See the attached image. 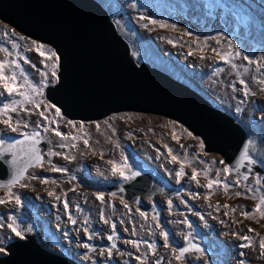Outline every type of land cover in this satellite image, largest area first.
<instances>
[{
    "label": "rangeland",
    "instance_id": "374dc122",
    "mask_svg": "<svg viewBox=\"0 0 264 264\" xmlns=\"http://www.w3.org/2000/svg\"><path fill=\"white\" fill-rule=\"evenodd\" d=\"M95 1L107 11L119 35L129 44L137 64L146 63L197 91L244 129L250 141V154L262 173L253 175L243 184H236L237 179L223 171L227 165L221 157L204 153L199 138L189 135L176 122L163 118L125 113L98 122L80 123L56 116V108L44 99V91L57 82V60L40 56L37 47L43 45L0 23V62L5 64L7 76L16 74L17 84L21 85L19 90L25 94L9 96L0 85V109L15 101L22 102L15 111L9 109L7 113H0V139L5 135L38 130L51 142V152L59 153L48 155L43 166L30 169L27 179L11 187L21 203L9 199L7 189H0V198L6 201L0 204V223L3 224L0 227V257L6 255V245L25 239L17 237L8 227L14 220L24 236L35 233L36 242L43 249L63 257L73 256L83 264H156L161 254L149 249L154 236L142 241L141 235L130 232L132 240L122 242L124 253L111 257L105 252L83 255L82 244L78 246V242L60 236L63 228L86 232L87 239L91 232L99 234L98 229L103 232V238L111 233L113 224L105 222L110 212L106 213L107 208L100 207L102 202L97 199L99 194L106 200L107 193L98 181L124 182L126 179L120 175L121 171L127 176L131 164L147 163L183 189V193L171 201L176 209L162 212L171 228L167 233L168 243L190 242L202 246V252L191 251L177 264H240L241 260L245 264H264L259 249V237H264V216H261L264 206L252 212L259 200L251 198L264 195V67L250 64L236 57L234 52L239 49L242 55L255 61L264 58V0ZM41 50L46 56L53 51L47 46ZM227 53H232V57ZM221 55L231 59V63H225ZM193 57L204 58V61ZM25 59L30 62L25 63ZM21 71L23 76L19 75ZM25 77L43 94L24 87ZM245 86L250 93L247 96ZM41 111L47 119L39 115ZM29 113L34 115L33 119L28 117ZM6 119L11 120V127L3 123ZM37 122L49 129H58L65 138L61 139L52 131L45 132L43 127L36 129ZM24 123L28 124L27 128ZM12 128L19 131L14 132ZM61 144L64 147H60ZM115 146L118 150L114 156L111 150ZM52 166L64 171H51ZM194 169L195 180L191 178ZM178 171L182 172L180 177L176 175ZM257 178L261 181L259 185L255 183ZM41 180L47 182L41 183ZM209 180L221 183H213L209 188ZM225 183L230 185L227 191ZM76 192L84 194L74 196ZM236 192L244 195L236 196ZM157 200L169 207L167 199L158 197ZM208 202H214L217 208L209 209ZM52 205L58 206L57 212ZM127 208L132 207L128 205ZM242 212L251 215L246 218ZM235 220L242 225L241 232L230 231ZM249 228L254 232H249ZM244 235L252 237V244L257 246L240 247L247 243L240 239ZM159 236L161 241L165 240L161 233ZM165 248L166 262L163 264H175L174 251ZM206 251L214 257L206 260V255L210 254Z\"/></svg>",
    "mask_w": 264,
    "mask_h": 264
},
{
    "label": "water",
    "instance_id": "95a60500",
    "mask_svg": "<svg viewBox=\"0 0 264 264\" xmlns=\"http://www.w3.org/2000/svg\"><path fill=\"white\" fill-rule=\"evenodd\" d=\"M0 23L56 53L57 82L45 89L44 99L61 110L63 119L92 123L125 113L163 118L199 138L204 153L221 157L240 184L262 172L250 154V141L244 129L197 91L146 63L137 64L129 44L97 1L0 0ZM0 140L4 141L3 149L17 145L8 151L0 149V184H6L28 164V142L24 141V135L14 134ZM245 145L254 161L251 165L240 161ZM22 147L25 151L20 150ZM36 147L44 159L51 149L42 134ZM32 168L27 167L19 183ZM129 169L140 174L106 190L108 195L131 204L140 212L156 218L157 208L148 206L143 199L162 196L172 201L183 193L181 187L147 163H134ZM245 175L247 180L241 178ZM107 201L103 199L100 207L104 208ZM24 237L23 241L5 246L6 255L0 257V264H79L72 258L43 249L36 242L35 233ZM90 246L91 249L111 248L105 241ZM192 246L179 244L173 248L177 252L180 248L194 252ZM25 251L29 256L23 255ZM17 253H21L20 257Z\"/></svg>",
    "mask_w": 264,
    "mask_h": 264
},
{
    "label": "snow or ice",
    "instance_id": "6c2138e0",
    "mask_svg": "<svg viewBox=\"0 0 264 264\" xmlns=\"http://www.w3.org/2000/svg\"><path fill=\"white\" fill-rule=\"evenodd\" d=\"M42 48H43V46H38L37 47V51H38V53H39L40 56L45 57L46 59H55V60H58V58L56 56V53L54 51H49V53L46 56L45 52L41 50ZM234 52H235V56L236 57H242V59L248 61L250 64L251 63H258V65L260 67H264V58H261L260 61H255V60L250 59L249 56H247V55H242V53L240 52L239 49H234ZM189 54H191V53H189ZM218 55H219V53H218ZM226 55L228 57H232L233 54L232 53H227ZM220 58L222 60H224L225 63H231V59H225V56L224 55H221ZM29 62H30L29 60L25 59V63H29ZM41 62L43 63L44 61L42 60ZM12 63L15 64L16 68H19V65L16 64L15 61H12ZM232 67L235 68L236 65L235 64H232ZM19 75L20 76H23L24 75L23 74V71H21L19 73ZM52 75L53 76L56 75L55 71H53ZM42 76H43V74H42ZM241 83L243 84L244 81H241ZM262 83H264V81H262ZM0 85L3 86L4 90L8 93L9 96H12L13 94L20 95V96H24L25 95L24 92H22V91L19 90L20 87H21V85H18L17 84L16 74L13 73L11 77H9V76H7L5 74V64L3 62H0ZM12 85H15V86H12ZM23 86L31 89L34 92H37L40 95L43 94L42 93V90L39 89V88L34 87L27 80L26 77L24 78V84H23ZM233 90H235V89H233ZM244 92H245V96H247V95L250 94L247 86H245ZM25 100L27 101V97H25ZM29 102L34 103V101H29ZM43 103H45L46 107H50V106H48L46 104V102H43ZM36 107H39V105H36ZM8 110H9V106L8 105H5L3 109H0V113H7ZM11 110L12 111H15L16 109L15 108H12ZM39 115L41 117H44L45 119H47V117L44 116V112L43 111H41L39 113ZM60 115H61V110L59 108H57L56 109V116L59 117ZM3 123L6 124V125H8L9 127H11V120L10 119L4 120ZM18 123H20V122H18ZM52 123H55V121H53ZM23 126L25 128H27L28 127V124L27 123H24ZM41 127H43V130L45 132L52 131V132H54V134L56 136L61 137V139H64L65 138L64 137V134H62L58 129H49L47 126H43V125H41L40 122H37L36 123V129H40ZM97 127H99V126H97ZM11 130L14 131V132L19 131L18 128H12ZM23 135H24V141L25 142H28V148H27L28 164L25 166L24 169L20 170L17 173V175H15L13 177L12 180H10L9 182H7L6 184H0V187L7 189V195L9 197V199H13L14 198L17 204L21 203V200H20V197L19 196H16L14 193L11 192L12 185L19 183V181L24 178V172L27 170V167H29V166H32V167H35V166H43V163H44V157L41 154L40 149H38L36 147V145L40 143V139H41V133H40V131L33 130L31 133H24ZM189 135H191V134L189 133ZM20 143L21 142H17V144H20ZM84 143L87 144V140H85ZM3 145H4V141L3 140H0V149H2L3 151H8V150H11L12 148L17 147V145L14 144V145H9V147L7 149H3ZM60 147H64V145L61 144ZM20 150L21 151H25V149L23 147ZM49 155H59V153L51 152V150H49ZM65 158L67 159V157H65ZM173 160H176V157L175 156H173ZM240 161H247L249 165H251L252 163H254L253 159L248 155V145H245L244 151H243V153H242V155L240 157ZM49 163H50V161H49ZM221 163H223V161H221ZM50 170L51 171H54V172L64 171L63 169L58 168L56 166H52ZM113 170L114 171L117 170L115 164H113ZM230 170L231 169L229 167H227V166L223 169V171H225V172H229ZM249 171H251V168H249ZM129 172H130V175H128V176H125L124 175V172H122V171L120 172V175L122 177H124V179H132L135 176H138L140 174L139 172H132L131 169H129ZM181 174H182L181 171H178L176 173L177 177H180ZM32 178L35 179L36 177H32ZM191 178L193 180L196 179V170L195 169L193 170V175H192ZM241 178L244 179V180H247L248 179V176L245 175V176H242ZM46 182H47L46 180H41V183H46ZM213 183L219 184V183H221V181H219V180H216V181L209 180V184L207 185V187L211 188L212 185H213ZM235 183L236 184H239V180H237ZM255 183L258 184V185L261 184L260 179L257 178L255 180ZM21 186H24V185H21ZM229 187H230V185H228L226 183L224 184L225 191H227V189ZM49 195L51 196V195H53V193L49 192ZM113 195H115V194H113ZM235 195L236 196H241V195H244V194L241 193V192H236ZM251 198L252 199H258L259 200V203L257 204L256 208L252 210V212L259 211L261 209V207L264 206V195H261L259 197L252 196ZM97 199L98 200H101V202H103V196L102 195H99L98 194L97 195ZM5 202L6 201L3 198H0V204H3ZM137 203H139V201H137ZM124 206H125V208L128 207L127 204H125ZM169 206L171 207V201H169ZM224 207L227 208L228 205H224ZM65 208H67V203H65ZM233 211H235V209H233ZM225 214H227V213H225ZM241 214L244 217H246V218L251 215V213H249V212H242ZM141 215L143 216L144 213H141ZM261 216H264V211L261 212ZM101 218L102 219L104 218L103 217V212H101ZM72 222L75 223V221H72ZM105 222H107V221H105ZM2 226H3V224L0 223V227H2ZM8 227H10L11 230H12V232H14L15 235L17 237H19L20 239H24L25 238L23 231L20 230V229H18V227L15 225V221L14 220H13V222L11 224L8 225ZM115 227H116L115 224H113L112 225L113 234L108 236V240L109 241L113 240V236L115 235ZM85 231H87V230L85 229ZM248 231L249 232H254V229L249 228ZM161 235L164 236V239H165L164 246L165 247H168L169 244H168V236H167V233L162 231L161 232ZM89 238H91V237H89ZM240 239H242L244 241H247V243L240 245V247H251L252 246V239H253L252 237H249L247 235H244V236H241ZM127 243H134V242L133 241H127ZM84 247L85 248H89V250H91V246L88 245V244H85ZM115 247H116L115 244H112L111 245V248H115ZM149 247H151V245H149ZM192 247L195 248V251L202 252V249H200L198 247H195V246H192ZM111 248L106 249L107 254H108L109 257H111V255H112ZM259 249H260V257L264 258V237H259ZM0 251H2V250H0ZM189 251H190V248H180L178 250V255H176L175 258L176 259H181V258L184 257L185 253H187ZM103 254H104V250L101 251V255H103ZM241 255L243 256L244 254L241 253ZM137 259H139V257H137ZM156 264H159V261H157ZM240 264H245V262L243 260H241L240 261Z\"/></svg>",
    "mask_w": 264,
    "mask_h": 264
},
{
    "label": "flooded vegetation",
    "instance_id": "af4514ba",
    "mask_svg": "<svg viewBox=\"0 0 264 264\" xmlns=\"http://www.w3.org/2000/svg\"><path fill=\"white\" fill-rule=\"evenodd\" d=\"M48 155H49V153L47 154V156ZM47 156L45 157V159L47 158ZM140 164H143V163H140ZM28 176H29V172L27 173L25 179H27ZM98 182H102L101 183L102 188L107 193L106 200H108L107 201L108 204L105 207L107 208L106 213H108V212H110V213H108L109 216H108V218L105 219V221H107L110 224H115V226H116L115 227V235L113 237H117V239H115L114 243H111V241L108 240V236L112 235L113 231L111 233H106L104 235L105 238H103L102 237L103 232L101 231V229H98L99 234L90 233L88 236V239H87V235H86L87 233L86 232H83V233L81 231L77 232V230H75L73 228H63L62 233H60V236L63 238H69L72 241H76V242H78V246L80 244H82L83 247L85 244L90 245L92 243H102L103 241L108 242L111 245L115 244L116 247L111 248L112 255L124 253L125 247L122 246V242L125 239L132 240L128 235V233H130V232H132L133 234L141 235V239H143L142 241H144L145 237L150 238V237L154 236V240L151 241L152 245H151V247H149V249H153V252L161 254L160 257H158V259H157V261H159V263L163 264V261L166 262L164 259V256H163V254L165 252H167V249L164 246L165 240L161 241L159 234L162 231L166 232V233H168L169 231L171 232V228L165 222V218H164L162 212H169V211L173 212L176 208L173 205L171 207L170 206L169 207L163 206L161 204V202H159L157 200L158 197H155V198L149 199V200L143 199L145 204H147L148 206H151V207L154 206L157 208V216L155 218V217H152L151 215L146 214V213H144V215L142 216L141 213H143V212H140L131 204L124 202V201L120 200L119 198H115V197L108 195V192L106 190L107 187H110L111 185H119V184H122L123 182H119L116 180H112L111 182H108L105 179H101ZM21 183H19V184H21ZM160 198L164 199L165 197H163V198L160 197ZM32 200L34 201V198H32ZM152 200H154V201H152ZM109 201H113V202H109ZM118 201H121L122 203H126L127 205H130L132 208H125L124 205H119L117 203ZM147 201H152V202L148 203ZM52 208L55 212H57L58 206H57V208H54V205H52ZM57 225H59V224H57ZM64 225H65V223H64ZM64 232H67V233H64ZM89 237H91V238H89ZM169 237H170V234H169ZM196 238H197V236H196ZM153 243H155V244H153ZM168 244H169V246L167 248H170L171 250H173L175 253V256L178 255V252L173 248V246L179 245L180 243H178V242L172 243L170 241ZM184 244H192V243H190V242L181 243V245H184ZM192 245H194V244H192ZM194 246L202 249L201 245H194ZM102 250H104V252L107 254L106 249H103V248L89 250V248H85V247L83 250H81V253L83 255H86L87 252L99 253ZM131 250H132V248H131ZM194 252H197V251H194ZM107 256H108V254H107ZM69 258H72V259L77 261V259L73 256H71ZM178 260H182V259H175L174 260L175 264L178 263ZM77 262L79 264H83L80 261H77ZM170 264H172V262Z\"/></svg>",
    "mask_w": 264,
    "mask_h": 264
},
{
    "label": "bare ground",
    "instance_id": "6f19581e",
    "mask_svg": "<svg viewBox=\"0 0 264 264\" xmlns=\"http://www.w3.org/2000/svg\"><path fill=\"white\" fill-rule=\"evenodd\" d=\"M193 58H195V59H199V60H203L204 61V58H197V57H193ZM28 117H30L31 119H33L34 118V115L33 114H30L29 113V115H28ZM48 140V139H47ZM48 143H49V146L51 145V142L50 141H48ZM118 150V148H117V146H115V147H113V149L111 150L113 153L112 154H114V156H115V152ZM82 194H84V192H76V194L74 195V196H79V195H82ZM73 196V195H72ZM208 204V208L209 209H216L217 208V206L215 205V203L214 202H211V203H207ZM233 222V226L231 227V229H230V231L231 232H241V230H242V225H240L239 224V221L237 222L236 220L235 221H232ZM220 229H226V227H219ZM232 238H230L229 237V240H231ZM257 245H255V244H252V248L253 247H256ZM206 252H208V251H206ZM208 253H210L209 255H206L207 257H206V260L207 259H211V258H213L214 257V254L213 253H211V252H208ZM17 255L20 257V255H21V253H17ZM23 255H27V256H29V253L27 252V251H25V253H23ZM139 264V263H138Z\"/></svg>",
    "mask_w": 264,
    "mask_h": 264
},
{
    "label": "trees",
    "instance_id": "16d2710c",
    "mask_svg": "<svg viewBox=\"0 0 264 264\" xmlns=\"http://www.w3.org/2000/svg\"><path fill=\"white\" fill-rule=\"evenodd\" d=\"M8 106H9V109H12V108L16 109V107L22 106V102L21 101H15V102L9 104Z\"/></svg>",
    "mask_w": 264,
    "mask_h": 264
},
{
    "label": "clouds",
    "instance_id": "9594fccd",
    "mask_svg": "<svg viewBox=\"0 0 264 264\" xmlns=\"http://www.w3.org/2000/svg\"><path fill=\"white\" fill-rule=\"evenodd\" d=\"M21 135H23V134H21ZM46 156H47V155H46ZM46 156H45V157H46ZM44 160H45V159H44ZM161 197H162V196H161ZM67 258H69V257H67Z\"/></svg>",
    "mask_w": 264,
    "mask_h": 264
},
{
    "label": "crops",
    "instance_id": "0c3cea01",
    "mask_svg": "<svg viewBox=\"0 0 264 264\" xmlns=\"http://www.w3.org/2000/svg\"><path fill=\"white\" fill-rule=\"evenodd\" d=\"M35 57V56H34Z\"/></svg>",
    "mask_w": 264,
    "mask_h": 264
}]
</instances>
